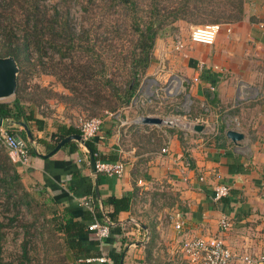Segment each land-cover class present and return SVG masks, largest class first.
I'll return each instance as SVG.
<instances>
[{
  "label": "crops",
  "instance_id": "crops-1",
  "mask_svg": "<svg viewBox=\"0 0 264 264\" xmlns=\"http://www.w3.org/2000/svg\"><path fill=\"white\" fill-rule=\"evenodd\" d=\"M221 25L210 46L186 39L183 50L174 52L169 38L155 40L142 80L148 86L142 94L141 84L124 109L143 108L162 91L171 104L179 90L188 100L189 116H201L207 124L194 132L140 124L150 112L139 114L138 123L125 117L117 125L116 118H105L92 139L100 156L123 164L120 177L92 175L78 143L74 153L61 148L40 159L37 155L49 150L35 141L49 142L57 126L68 123L56 118L59 111L52 119L31 112L42 129L29 123L35 141L27 145L33 153L25 166L15 167L26 191L44 192L59 217L71 210L74 220L88 211L83 201L100 211L109 196L130 200L128 211L120 212L111 226L117 229L100 243L87 233L81 240L84 249L98 251L113 264H197L181 257L179 243L217 234L218 220L225 216L230 226L221 237L232 255L264 253V0H242L241 19ZM228 130L243 139L232 143L225 136ZM218 185L227 186L229 194L213 202ZM159 192L164 199L151 201ZM100 213L105 222L103 209Z\"/></svg>",
  "mask_w": 264,
  "mask_h": 264
},
{
  "label": "rangeland",
  "instance_id": "rangeland-1",
  "mask_svg": "<svg viewBox=\"0 0 264 264\" xmlns=\"http://www.w3.org/2000/svg\"><path fill=\"white\" fill-rule=\"evenodd\" d=\"M178 1L180 0H174L173 3H170L169 0H136L140 25H144V21H147L148 15L154 11V8L159 9V13H162V10L168 12L170 8L178 7ZM227 1L229 2V0H216L212 6L218 7L220 10L227 9L229 8ZM79 2L70 1L66 11L59 0H0V47L5 45L3 28L11 26L13 37L10 47L17 46L21 55L16 79L17 92L0 102L11 103L16 99L26 112H33L43 118L52 119L55 113L59 111V116L56 118L59 119L60 117L68 125H72L79 118L99 119L101 122L108 121L104 120L105 118H116L114 121L118 125V121L127 117L129 120L134 119L135 123H138L137 116L139 114L150 112L151 117L170 122L169 127L172 129H186L187 131L191 129L193 114L188 113V100L183 98V94H180L179 90V94L176 91L172 95V99L175 100L171 104L169 100L164 98L162 91L158 98L156 97L151 104L145 105L143 108H139L136 104L132 109L126 110L124 106L116 107L114 103H111L114 109L108 110L104 104L97 108L90 105L89 99L85 100L75 96L66 88L64 82L66 83L68 75L65 67L70 66V58L74 61L78 59V56H82L81 63H85L89 58L86 51H83L82 54L79 53L78 47L80 46L76 40L81 31V26L87 27L86 23H88L81 17ZM31 9H33L34 14L26 20ZM65 20L67 31L70 32L68 34L63 30L60 32ZM108 21L106 30L100 31L98 34L96 56L103 66L99 64L97 68L103 70L108 77L114 76L115 82L122 83L126 80L124 66L128 60V49L131 47L129 45L134 42L131 39L132 28H130L126 18L122 14L118 15L117 12L110 13ZM179 22L180 26L177 27L175 24L169 25L167 20L164 27L159 31L157 39L169 38L172 40V35H177L184 48V41H186L191 27L214 23L210 20L198 21L197 23ZM36 40L39 41L38 44H36ZM69 40L70 43H67ZM72 43L74 44L71 45ZM67 48H69L68 56H65L67 58L61 59L57 50L65 51ZM147 86V82L142 84V94ZM76 87L81 90V86L76 85ZM109 101L113 100L109 99ZM206 124L207 121L204 119V126ZM162 126L166 127L164 124ZM116 128L118 127L116 126ZM11 130L20 138L18 132L22 130L21 127L15 125ZM20 140L24 144L28 142L27 140ZM4 153L5 150L0 141V161H2ZM0 178H3L2 173H0ZM26 192L35 201V204H31L29 209L20 205L17 210H13L10 204H6L0 188V223L4 225L1 228L3 243L0 249V258L4 261H12L17 257L19 244L22 241L20 225L28 226L29 223H32L31 232H34L35 237L28 245V264H67L62 260L63 249L56 247L58 243H61L60 240L57 238L54 240L55 236H50L51 240L48 239L51 213L57 212L56 206L45 201L46 194L40 190ZM150 198L151 201L157 203L164 199L161 192L155 197L152 195ZM39 211L43 212V218H37ZM10 218L14 219L11 223L8 222ZM44 245L47 249H43Z\"/></svg>",
  "mask_w": 264,
  "mask_h": 264
},
{
  "label": "trees",
  "instance_id": "trees-1",
  "mask_svg": "<svg viewBox=\"0 0 264 264\" xmlns=\"http://www.w3.org/2000/svg\"><path fill=\"white\" fill-rule=\"evenodd\" d=\"M70 1H80L81 17L88 22L86 23L87 27L81 26V31L77 35L76 40L80 46L78 47L79 53L82 54L83 51H86L89 58L85 63H81L82 56H78V59L74 61L70 58V66L65 67L68 79L66 83L64 82V85L75 96L82 99L84 98L85 100L89 99L90 105L97 108L104 104L106 105L104 107L108 110L114 109V106H126L136 96L142 77L151 61L154 41L157 39L159 31L164 27V23L167 20L169 25L178 21L197 23L198 21L205 20H210L214 23L219 22L221 24L237 22L242 17V0L227 1V7L229 8L223 10L212 6L216 0H180L177 3L178 7L174 6L170 8L168 12L162 10V13H159V9L154 8V11L148 15L147 21H144V25L142 26L139 23L140 21H138L140 16L136 9V0H59L66 11ZM169 1L173 3L174 0ZM114 12H117L118 15L122 14V16L126 18L127 22L130 24V28H132L131 39L134 41L133 44L129 45L131 47L128 49V60L124 66L126 69V80L122 83L115 82L114 76L108 77L103 70L97 68L99 64L103 66L102 62L99 63L96 56L98 34L100 31L106 30L109 24V14H114ZM28 13L29 15L26 20L33 16V9ZM62 30L66 32V34L70 33L67 31L66 20L63 21L60 32H62ZM11 32V26L3 28L5 45L0 47V57H12L19 70L20 50L17 46L10 47L13 37ZM38 43L39 41L36 40V44ZM67 43H70V40ZM73 44L74 43L71 45ZM68 51L69 48L65 51L57 50V54L61 59H65L67 58L65 56H68ZM76 85L81 86V90H79ZM17 88L16 86L15 93L17 92ZM109 99L113 101H109ZM111 103H114L113 107ZM0 119L8 123L3 130L17 138H19L18 135L16 136L11 130L15 125L19 127L24 125L31 137L32 135L29 129L30 122L36 126L37 130L42 129V122L33 118L30 112H26L24 107L21 106L16 99L11 103L0 102ZM108 133L109 132H107V134ZM18 134L20 136L19 141H21L20 139H22V141L27 140L23 129L20 130ZM73 134L79 133L70 126L59 125L56 128V132L51 135L49 142L42 139L36 141L35 139L32 140L50 151L59 141ZM85 144L92 152L94 159L116 161L100 156L96 151L94 139L86 141ZM22 145H24L28 155L33 153L30 146L23 142ZM62 148H66L69 154L77 150L76 143L74 142H68ZM0 173H2L3 177L0 178V188L5 197L6 204H10L13 210H17L20 205L29 209L31 204H35V201L22 186L15 166L10 163L6 151L3 154L2 161H0ZM101 206L108 222L115 225L117 215L120 212L128 211L130 200L128 197L116 198L109 196L101 201ZM51 215V227L48 231V239L51 240L50 236H55L53 238L54 240L56 238L60 240L61 243L57 244L55 242V244H57V248L63 249L62 260L64 262L67 264H91L93 262L92 260L99 258L100 253L98 251L84 249L81 242L82 238L87 234L86 226L88 224L93 220L101 224L104 223L102 215L97 207L93 209V212L83 210L80 220H74V214L71 210H64L61 217H59L56 212L51 213ZM43 216V212L39 211L37 218H43ZM13 220V218H10L8 222L11 223ZM3 226L4 225L0 223V249L3 243V234L1 233V228ZM20 226L22 230V241L19 244V254L12 261H4L0 258V264L29 263L28 245L32 242L33 237H35L34 232H31L33 224L29 223L28 226L21 224ZM115 229H117V227H109L110 234ZM45 245L43 249H47ZM87 260H89V262H87Z\"/></svg>",
  "mask_w": 264,
  "mask_h": 264
},
{
  "label": "built area",
  "instance_id": "built-area-1",
  "mask_svg": "<svg viewBox=\"0 0 264 264\" xmlns=\"http://www.w3.org/2000/svg\"><path fill=\"white\" fill-rule=\"evenodd\" d=\"M222 27L219 23H211L205 25L194 26L189 29L188 41L190 43L201 44L205 46H210L214 43L217 33ZM225 32L229 33L230 29L228 25H225ZM172 48L174 52H179L183 49V43L179 36L172 35ZM196 70L198 72L202 71V65L197 64ZM192 82H198V77L192 78ZM103 121L99 119H77L72 125H68L78 131V135L82 143L94 138L96 134L100 131ZM191 125H202L204 126V119L200 116L193 118ZM0 141L5 149L8 159L11 164L15 167L25 166L28 160V153L22 145L16 141V137L5 132V130L0 129ZM80 149L85 152V149L78 144ZM161 153H165V149L160 150ZM86 157L84 153L83 162H86ZM82 160L77 159V162ZM95 173L96 175H104L107 177H120L124 166L120 161H104L95 159ZM140 183V182H138ZM229 194V188L225 185H218L213 189L212 201L217 202L219 199L227 197ZM89 212H93V207L87 202L83 201L80 204ZM111 223H99L93 220L90 224L86 226V231L91 237L98 243L103 242L109 235V227ZM218 233L215 235H210L206 237H198L193 239L183 240L179 243V253L181 257H185L191 263L197 264H233L237 262L238 264H264V253L249 256L240 255L234 256L225 247L221 234L225 232L230 224L225 216H221L218 220ZM174 228L178 230L180 225L175 223ZM147 239V237H145ZM92 261L100 264H113L105 257H99ZM89 262V260H87Z\"/></svg>",
  "mask_w": 264,
  "mask_h": 264
},
{
  "label": "water",
  "instance_id": "water-1",
  "mask_svg": "<svg viewBox=\"0 0 264 264\" xmlns=\"http://www.w3.org/2000/svg\"><path fill=\"white\" fill-rule=\"evenodd\" d=\"M17 74H18V66L15 60L10 56L0 57V101L10 98L11 96L14 95L16 86H17V80H16ZM139 123L142 125H162L164 124L166 126H170V122H164L158 118H153V117H141ZM7 125L8 123L6 121L0 119V129L5 128ZM21 128L23 129L25 133V137L27 141L31 143L32 137L30 136L29 131L24 125H21ZM191 130L194 132H201L202 126H198V125L192 126ZM225 136L232 143H237L243 139V136L234 130L226 131ZM16 141L20 143L18 138H16ZM68 142L78 143L85 149L90 173L96 176L95 168H94V164H95L94 156L92 152L90 151V149L86 146V144L82 143L80 136L78 134H73V135L65 137L64 139L59 141L47 154L45 155L38 154L37 156L43 160L47 159L48 157L52 156L55 152L60 150ZM94 193L96 194V197H97L96 190H94ZM99 208H100V211L102 212V207L100 206ZM104 220L107 222L106 219ZM111 226H113V224Z\"/></svg>",
  "mask_w": 264,
  "mask_h": 264
}]
</instances>
